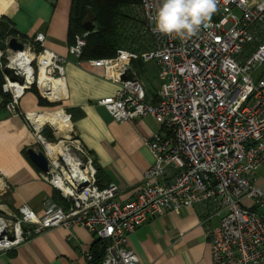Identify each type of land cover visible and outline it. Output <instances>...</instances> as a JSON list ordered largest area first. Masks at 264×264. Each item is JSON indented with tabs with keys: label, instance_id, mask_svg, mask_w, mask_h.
I'll use <instances>...</instances> for the list:
<instances>
[{
	"label": "built area",
	"instance_id": "2783aa9c",
	"mask_svg": "<svg viewBox=\"0 0 264 264\" xmlns=\"http://www.w3.org/2000/svg\"><path fill=\"white\" fill-rule=\"evenodd\" d=\"M155 4L156 0H142L140 5L144 33L151 41L145 51L120 48L113 58L83 61L88 33L70 47L79 64L102 68L105 78L118 85L115 97L98 102L115 121L150 117L162 127L146 141L155 163L144 174L141 190L135 199L121 202L117 184L100 187L95 160L75 135L65 110L67 123L60 128L46 123L54 134H61L57 144H50L41 135L44 127L37 129L27 115L49 163V170L40 176L65 205L48 201L42 216L28 205L19 207L17 214L0 213V253L46 230L79 226L99 239L104 248L102 264H142L127 248L130 234L166 213L179 214L211 202L219 218L209 231L212 263L264 264V190L255 181L264 166V70L258 71L264 66V0H218L211 19L195 36L183 39L155 29ZM11 39L23 44L24 50L12 51ZM45 40L40 33L33 39L16 35L6 41L8 62L5 66L0 62V67H4L3 92L9 94L6 106L11 112L21 113L20 100L39 85L42 64L51 78L63 80L66 86V61L47 49ZM24 51L32 55L35 73L28 87L20 74L8 68L12 56ZM138 60L157 65L156 103L149 101L145 83L133 68ZM9 71L21 80L13 81ZM11 82L20 89L7 87ZM9 189L0 177V192ZM243 199L251 200L254 209L245 208ZM86 258L91 261L93 256L88 253Z\"/></svg>",
	"mask_w": 264,
	"mask_h": 264
},
{
	"label": "crops",
	"instance_id": "0c3cea01",
	"mask_svg": "<svg viewBox=\"0 0 264 264\" xmlns=\"http://www.w3.org/2000/svg\"><path fill=\"white\" fill-rule=\"evenodd\" d=\"M71 13L72 0H0V20L13 26L16 35L33 39L43 33L46 48L65 59L68 92L62 100L71 115L74 133L95 160L99 185L117 184L119 201H130L155 163L146 141L162 127L150 117L117 122L98 104L115 97L118 85L105 78L102 68L79 64L70 54ZM133 68L141 79L149 78L148 67ZM146 90L152 102L158 91ZM22 98L21 113H14L0 94V177L10 187L0 193V211L14 212L28 205L42 216L48 201L58 203V192L41 178L43 171L30 155L31 151L40 152L26 119L39 110L38 97L27 91ZM255 181L264 190V166ZM242 204L254 209L249 199H243ZM214 208L207 202L152 219L129 235L127 248L142 264H213L209 231L219 221ZM95 250L104 252L99 239L87 229L57 228L0 253V264H97L93 261ZM88 253L93 256L91 261L86 258Z\"/></svg>",
	"mask_w": 264,
	"mask_h": 264
},
{
	"label": "trees",
	"instance_id": "16d2710c",
	"mask_svg": "<svg viewBox=\"0 0 264 264\" xmlns=\"http://www.w3.org/2000/svg\"><path fill=\"white\" fill-rule=\"evenodd\" d=\"M142 0H72L70 20L71 45L76 43L79 36L88 33L86 47L83 49L82 60L105 59L116 56L120 48L136 50L147 49L151 44L150 38L144 33V21L140 5ZM8 24V23H7ZM3 28L8 30L9 24ZM92 25L91 29H87ZM13 35L16 36L14 30ZM14 36V37H15ZM148 43V44H147ZM143 67V60L134 61L133 67ZM4 79L0 71V94L3 93ZM40 98L39 103L42 104ZM156 103V97L152 101ZM102 187V186H100ZM58 204L65 205V201L58 195ZM97 264H102L103 252H93Z\"/></svg>",
	"mask_w": 264,
	"mask_h": 264
},
{
	"label": "clouds",
	"instance_id": "9594fccd",
	"mask_svg": "<svg viewBox=\"0 0 264 264\" xmlns=\"http://www.w3.org/2000/svg\"><path fill=\"white\" fill-rule=\"evenodd\" d=\"M217 7L218 0H156L152 18L161 34L189 38L211 19Z\"/></svg>",
	"mask_w": 264,
	"mask_h": 264
},
{
	"label": "bare ground",
	"instance_id": "6f19581e",
	"mask_svg": "<svg viewBox=\"0 0 264 264\" xmlns=\"http://www.w3.org/2000/svg\"><path fill=\"white\" fill-rule=\"evenodd\" d=\"M31 62L33 63L32 55L30 54V52L24 51L15 53L10 59V64H8V68L15 70L22 76V78L24 79V85H26L25 87H28L30 84H32L35 75L34 70L32 69ZM37 78L39 81L40 89L45 97L56 98L60 100L66 99L68 91L66 90L64 81L57 78H51L48 75V69L44 64L41 65L37 73ZM7 87L20 89V86L17 83L13 82L8 84ZM30 118L36 125L37 129H40L46 123L54 125L56 126V128H60L62 126L61 123H67L66 117H64L63 112L47 114L42 113L41 115H36Z\"/></svg>",
	"mask_w": 264,
	"mask_h": 264
},
{
	"label": "rangeland",
	"instance_id": "374dc122",
	"mask_svg": "<svg viewBox=\"0 0 264 264\" xmlns=\"http://www.w3.org/2000/svg\"><path fill=\"white\" fill-rule=\"evenodd\" d=\"M3 24L6 26L7 23L5 21L0 20V51L3 53L2 56L0 57V62L2 64V66H5V64H7V62H8L7 61V57L9 56V54L6 52V48H7L6 41L8 39H10L11 37H14L15 35H13L12 30L9 28V26L7 27L8 28L7 31H5V29L3 30V28L5 27ZM147 48H148V46H147ZM143 51H145V50H143ZM36 67H37V64H36V61H35L34 62V69L35 70H36ZM135 67H139V66L135 65ZM143 67H148L150 69L149 78L146 81L142 78V80L145 83L146 89L149 88V90L152 93L157 92L158 88L160 87V80H159V77H158V68H157L156 63L154 61H151V62L145 63V65H143ZM3 68L4 67H0V71L2 73V76H3ZM263 70H264V66L259 67V69H258V71H263ZM139 76H140V74H139ZM140 78H141V76H140ZM256 81H257V79H256ZM4 83H5V80H4ZM4 83H3V85H4ZM38 87H39V85L35 84L31 88V90H28L30 92H33L36 96H37V93L35 91H37L39 96L41 97V99L43 101L42 104L38 102L39 103V106H38L39 110L36 111L35 113L31 114L30 115L31 117L36 116V115H41L42 113L43 114H47V113L62 112V110H65L68 113L67 108L63 107V101L57 103V102L50 101V100H56V98H49V97H47L48 99L47 98H43V96L41 94L42 91H41L40 87L39 88ZM5 95L8 96L7 99H6V101H7L6 104H7L9 102V94H5ZM21 100H20V103L18 105L20 112L22 111V109H21ZM38 100L40 101L39 97H38ZM43 127H44V130L41 132V135L44 138H46L47 141L50 142V144H57L58 140L60 139L61 134H54L53 131L50 129L49 124H44ZM38 147H39V151H43L42 150V145L40 143H38ZM57 195H59V193H57ZM14 213L17 214V211H14ZM58 228L66 229L65 227H58ZM52 229H57V228H52ZM49 230H51V229H49ZM66 230H68V229H66ZM46 231H44V232H46ZM43 233H41V234H43ZM41 234H39V235H41ZM36 236H38V235H36ZM36 236H34V237H36Z\"/></svg>",
	"mask_w": 264,
	"mask_h": 264
},
{
	"label": "water",
	"instance_id": "95a60500",
	"mask_svg": "<svg viewBox=\"0 0 264 264\" xmlns=\"http://www.w3.org/2000/svg\"><path fill=\"white\" fill-rule=\"evenodd\" d=\"M92 27L93 26L90 25L89 27H87V29H91ZM9 48L14 52L23 51L24 45L18 42L16 39H11V41L9 42ZM8 73L11 75V79L13 81L21 80L12 71H9ZM30 155L32 161L40 168V170H42L43 172H47L49 170V163L43 152L31 151ZM0 213L2 212L0 211Z\"/></svg>",
	"mask_w": 264,
	"mask_h": 264
}]
</instances>
